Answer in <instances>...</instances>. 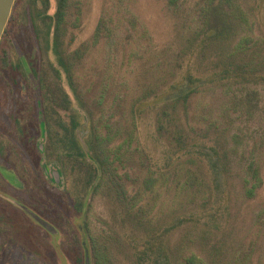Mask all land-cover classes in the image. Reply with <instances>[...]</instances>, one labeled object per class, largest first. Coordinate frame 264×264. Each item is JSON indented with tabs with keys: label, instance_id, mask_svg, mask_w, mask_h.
<instances>
[{
	"label": "rangeland",
	"instance_id": "obj_1",
	"mask_svg": "<svg viewBox=\"0 0 264 264\" xmlns=\"http://www.w3.org/2000/svg\"><path fill=\"white\" fill-rule=\"evenodd\" d=\"M180 1L178 11L168 0L70 2L64 39L82 58L72 74L91 117L74 99L83 115L77 132L82 142L91 129L105 137L102 146L112 149L118 174L85 195L78 170L69 164L60 175L61 164L47 159L42 122L50 111L33 68L58 63L37 38L29 0H16L0 43V264H85L86 248L91 264H190L192 256L199 264H264V180L248 195L243 178L257 148L264 167V97L254 100L251 116L226 102L240 97L239 84L195 94L180 144L174 125L160 132L157 106L137 118L131 112L135 98L188 67L199 74L218 57L198 49V40L187 49L203 24L202 0ZM238 1L253 24L232 29L230 45L242 34H258L253 11L261 10L264 24V0ZM55 10L51 0L50 13ZM209 157L221 159L219 170Z\"/></svg>",
	"mask_w": 264,
	"mask_h": 264
},
{
	"label": "trees",
	"instance_id": "obj_2",
	"mask_svg": "<svg viewBox=\"0 0 264 264\" xmlns=\"http://www.w3.org/2000/svg\"><path fill=\"white\" fill-rule=\"evenodd\" d=\"M55 2L56 10L54 13H50L51 0H29V14L34 22L37 38L43 43L44 53H53L58 63L55 65L51 62L49 69L44 67L40 72L37 67L33 68L34 76L45 90V102H47V109L50 111L42 122L43 128H45V124L48 127L46 156L48 160L54 159L61 164V168L58 169L60 175L63 171L66 172L69 164L75 171L78 170L81 173L80 179L83 180L79 191L86 195L94 184L92 189L97 190L106 178H110L112 181L117 178V166L114 167L113 161L110 159V150L112 151L110 146H102L105 137L100 138L99 135L94 134L92 129L91 136L89 135L85 142H82L78 135L77 129L83 122L81 110L88 114L90 111L83 104L84 100L74 85L72 74L75 64L82 58L79 51L69 50V45L64 39L71 0H55ZM199 4L203 24L200 26V33L195 35L197 39L189 40L187 49L190 48L192 51L198 40V49L218 53L216 60L213 58L207 62L205 69L199 74H195L188 67L187 72H182V74L166 80L159 89H154L153 94L147 92V94L135 98L130 107L133 116L135 115L137 118L138 114L146 108L157 106L160 132L164 134V131H169L170 125H174L179 144L183 141L184 120L189 116L187 108L195 94L214 89L217 86L224 87L230 83L239 84L243 87L240 97L237 96L233 99L228 95L229 100L226 102L233 103L236 109L238 107L242 109L239 112L251 116L257 106V101L254 105V100L264 97V24L261 20V10L257 9V13L253 11V15L256 16L255 20L261 25L258 34H242L234 45H230L231 30L236 27L246 28L245 25L250 22V12L238 0H202ZM168 5L171 10L178 11L182 2L168 0ZM250 24H253V21ZM101 30L102 24L98 26L96 36L100 34ZM190 59L191 56L188 57V60ZM63 72L66 74V80L72 93L66 89L62 81ZM104 98L105 91L101 93L99 103ZM74 99L81 105L80 111L74 106ZM226 108L228 109V105ZM62 110L67 111L69 119L65 118L66 114L63 115ZM88 114L87 117L91 120L90 114ZM233 138L238 143L239 134ZM256 151L257 153H254L250 163L245 167L243 177L248 195L255 194L264 180V167L259 162L258 148ZM209 160H211L212 168L219 170L221 159L216 161L213 157H209ZM224 171L226 172V170L220 172L225 173ZM84 205V200H80L77 205L81 213H83ZM80 231L85 238L86 230L80 228ZM87 255L90 258L86 248L85 264ZM95 257L97 258V254ZM188 261L190 264H199L194 256L190 257Z\"/></svg>",
	"mask_w": 264,
	"mask_h": 264
},
{
	"label": "water",
	"instance_id": "obj_3",
	"mask_svg": "<svg viewBox=\"0 0 264 264\" xmlns=\"http://www.w3.org/2000/svg\"><path fill=\"white\" fill-rule=\"evenodd\" d=\"M16 0H0V43L5 33L6 27L10 20L13 7ZM15 204H18L21 208L25 209L27 212L31 214V216L38 221L42 226H44L49 231L56 233L57 229L47 220L42 218L40 215L32 211L28 206L21 204L20 202L14 201ZM86 264H90V258L87 255Z\"/></svg>",
	"mask_w": 264,
	"mask_h": 264
}]
</instances>
